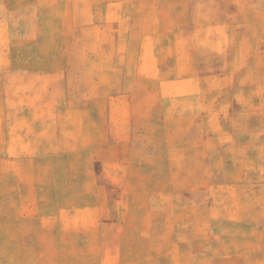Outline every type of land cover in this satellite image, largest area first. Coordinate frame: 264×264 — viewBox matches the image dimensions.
Here are the masks:
<instances>
[{"label":"rangeland","instance_id":"rangeland-1","mask_svg":"<svg viewBox=\"0 0 264 264\" xmlns=\"http://www.w3.org/2000/svg\"><path fill=\"white\" fill-rule=\"evenodd\" d=\"M257 2L264 0L246 1L248 5ZM12 4L13 0H6L7 10L0 12V20L6 21V25L0 23V48L6 51V56L0 54V68L6 67L2 70L5 72H12L7 69L12 63L9 51L13 48L10 40L14 29L8 25L14 15L8 10ZM61 7V0H55L53 27L31 31L39 38H54L53 44H48L54 55V83L77 87L79 82L86 84L94 77L89 75L92 61L84 58L80 60L82 76L78 74V61L71 57L77 46L72 41L80 34L92 37L93 32L62 26L73 23V13L62 12ZM36 14L39 21L46 18L45 12ZM27 15L30 13L23 12V19ZM67 15L70 20H66ZM247 15L252 19L253 12ZM246 24L240 28L241 35H252V21ZM21 32L24 35L30 29L23 27ZM92 46L87 41L81 48L88 51ZM41 48L39 45V51ZM116 66L123 69L125 60L119 59ZM4 83L13 89L16 81L11 74L5 82L0 72V97ZM246 90V99L221 113L242 120L208 126L165 123L163 114L167 119H181V109L155 107L150 109L149 123L134 124L133 130L122 131L132 139L118 138L117 149L115 141L102 139L95 149H87L91 156L79 157L73 153L77 150L59 154L63 148L77 147L79 141L73 138L76 125L55 123L54 157L49 164L54 169L46 174L49 186L38 189L29 186L37 175L36 165L32 166L30 160L37 157L17 153L31 152L30 141L21 138V125L0 122V264H14L16 260L14 247L21 242L17 231L21 229L20 222L23 221V231L30 228L29 216L15 217L20 212L30 215L40 210L53 216L47 221L48 226L53 225L58 247L53 264H264V108L256 114L263 122H255V109ZM236 92H231L230 97ZM7 94L14 95L13 91ZM262 96L264 101V93ZM3 111L0 109V116ZM208 130L217 137L229 131L234 138L211 142L192 139ZM62 135H70L71 139L63 140ZM78 181H84L85 187H77ZM60 183L64 186L57 185ZM79 192L95 203H72ZM31 195L46 196L49 202H19ZM78 206L80 210L85 207V211H79ZM40 223L34 221L35 226L40 227ZM25 242L30 244L29 235ZM62 247L68 250L61 251Z\"/></svg>","mask_w":264,"mask_h":264},{"label":"crops","instance_id":"crops-1","mask_svg":"<svg viewBox=\"0 0 264 264\" xmlns=\"http://www.w3.org/2000/svg\"><path fill=\"white\" fill-rule=\"evenodd\" d=\"M193 1L61 0V11L73 13V23L62 26L93 32L92 37L80 34L72 41V45L77 46L71 57L78 61V74L82 76L80 60L84 58L92 61L89 75L94 77L89 83L79 82L74 87L70 83H54V55L52 47L48 49V44H53V36L39 38L31 31L32 28L54 26L55 0H13L8 9L14 12L12 22H8L14 29L13 40H10L13 48L9 51L12 63L7 68L12 72L2 71L6 67L0 68V72L5 82L6 76L12 74L16 83L13 89L4 83V94L0 97V109L4 111L0 122L21 125V138L30 141L31 152H17L37 157V160H30L32 166L36 165V171L34 167L31 171L37 172L30 188L49 186L45 178L54 169V165L49 164L54 157L55 123L76 125L73 138L79 141L77 147L63 148L59 154L77 150L73 153L80 157L91 156L87 149H95L98 141L106 138L115 141L117 149L118 138H133L122 135V131L133 130L131 125L134 124L149 123L150 109L155 107L181 109L177 114L181 119L175 117L176 111L174 119H167L163 114L162 122L165 123L208 126L242 120L221 113L246 99V89L255 109L253 120L263 122L261 115L257 119L256 114L258 109L264 108V3L248 5L247 0H237L238 3L231 5ZM6 10V0H0V12ZM39 11L45 12L44 20H38L36 13ZM249 11L253 12L252 19H248ZM23 12L30 15L23 19ZM66 20H70L69 15ZM246 21H252V35H241L240 28L246 27ZM0 23L6 25L5 20L1 19ZM23 27L30 32L22 35ZM84 40L92 43V50L81 48ZM39 45H42L40 51ZM0 54L6 56V51L0 48ZM119 59L125 60L121 70L116 66ZM117 74L119 79L115 77ZM12 91L11 97L7 93ZM233 91L237 92L231 98L229 94ZM106 131L108 135L104 134ZM231 134L227 131L226 135L222 133L217 137L208 130L192 139L211 142L234 138ZM60 138L70 140L71 136ZM85 184L78 181L77 187H85ZM29 198L19 202L37 205L49 202L46 196L31 195ZM87 202L92 201H87L80 192L72 200L77 205ZM78 209L85 211V207L80 210L78 206ZM26 216H29L30 228L28 232L23 231V221L20 222L21 229L17 231L21 242L14 247V252L18 253L14 264H53L58 247L53 225L48 226L47 222L53 216L40 210L30 215L20 212L15 218ZM35 220H40V227L35 226ZM28 235L29 245L25 242ZM60 250L68 249L62 247ZM25 260L31 262L25 263Z\"/></svg>","mask_w":264,"mask_h":264}]
</instances>
